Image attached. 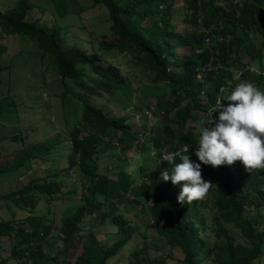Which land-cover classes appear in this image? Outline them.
Masks as SVG:
<instances>
[{
  "label": "trees",
  "instance_id": "trees-1",
  "mask_svg": "<svg viewBox=\"0 0 264 264\" xmlns=\"http://www.w3.org/2000/svg\"><path fill=\"white\" fill-rule=\"evenodd\" d=\"M173 1L93 0L96 6L108 10L111 21V35H102L96 43L99 53L143 54L136 58L145 64L154 84L141 93L132 90L131 77L121 74L119 67L103 66L98 53L66 49L64 38L57 30H48L29 21L33 7L28 0H18L13 8L0 12V34H3L0 42L5 35L10 40L36 41L43 51L42 58L48 57L62 80L64 104L70 100V81L73 89L84 90L100 99L106 94L121 93L135 110L139 109L136 101L139 97L143 98L142 104L148 110L153 108L151 99L156 98L154 109L158 110L157 113L152 109L155 123L149 133L146 126L144 130H138L128 123L127 117H112L109 111L91 103L78 112V119L68 128V169L61 172L68 173L76 168L84 180L83 186L64 191L63 184L55 179L33 178L28 186L5 197L17 207L34 213L40 197L47 196L50 203H55L72 194L77 199L76 211L62 219L60 227L49 224L45 216L32 214L24 218L19 227L4 221L0 225V236L14 233L17 238L12 259L28 264H109L135 231L142 238H148V228L161 235L171 248L181 251L183 264H203L212 257L214 264H259L264 257V224L256 227L246 213L251 203L246 180L250 176L264 179V169L249 173L240 161L219 168L201 164L203 178L211 181L213 186L203 200L184 205L177 202L179 186L160 179L161 171L171 168L162 159L164 152H179L187 147L189 151L184 154L190 153L194 162L200 163L195 155L200 134L196 124L211 116L218 122L220 112L209 111L218 96L222 98L229 94L242 82H251L258 89H264L261 62L264 56V0H234L236 4L227 0H186L192 15L184 22L193 25L187 36H178L174 28H169ZM149 15L154 17L151 22H147ZM179 48L188 52L180 54ZM8 52L9 48L0 44V61ZM247 58L249 61L244 62ZM256 61L258 71L254 68ZM3 70L0 68V73ZM88 71L98 79L96 91L88 87ZM221 88H225V93L220 92ZM4 102H0V112L6 110ZM229 103L223 101L225 107ZM201 113L203 119L199 117ZM63 149L64 145L59 150ZM132 151L139 153L137 159L142 161L140 179L132 178L126 170L121 171L124 166L120 159L126 162ZM35 152L27 151L12 165H0V174L24 167L34 158ZM107 159L117 160L112 163L114 168ZM149 162L153 164L150 167L147 166ZM176 162H180L179 158ZM235 171L247 175L240 176L244 184L235 182ZM61 178L64 182L65 178ZM259 198L260 206H264L261 191ZM123 205L141 206L140 213L148 214L150 222L145 226L142 223L133 226L121 213ZM205 208L214 215L210 230L216 239L213 244L203 239L208 226L203 214ZM108 219L119 227V238L111 246H105L97 235ZM227 226L239 230L251 245H235ZM55 237L62 243L59 250L51 249V240ZM142 251L133 253L130 264H163L144 256ZM9 262L11 260L6 259L0 264Z\"/></svg>",
  "mask_w": 264,
  "mask_h": 264
},
{
  "label": "rangeland",
  "instance_id": "rangeland-1",
  "mask_svg": "<svg viewBox=\"0 0 264 264\" xmlns=\"http://www.w3.org/2000/svg\"><path fill=\"white\" fill-rule=\"evenodd\" d=\"M185 1L174 0L172 5L173 18L169 28H174L178 36H187L193 28L190 22H184L192 15ZM227 1L236 4L234 0ZM17 2L18 0H0V12L4 13L13 8ZM28 2L33 7L28 20L37 22L48 30H57L59 35L64 38L66 49L78 48L90 54L98 53L101 55L103 66L119 67L121 74L131 77L132 90H136L137 93H141L154 84L153 77L147 71L145 64L136 58L143 54L137 52L119 53L118 51H112L106 55L103 52L99 53L96 43L99 42L102 35L108 37L111 35L109 12L103 6H96L93 0H28ZM153 18L152 15H149L147 22H151ZM252 39L254 40L255 37ZM0 44L9 48V52L5 53L0 61V68L4 69L0 73V102L5 101L4 105L6 106L5 112H0V165H12L27 151H36L34 158H31L24 167L0 174V225L4 221H10L19 227L21 221L32 214L36 217L45 216L49 224L60 227L62 219L72 216L76 211L78 204L75 203L77 199L74 195H67L55 203H50L47 196L43 199L40 197V202L34 213L17 207L5 197L28 186L33 178L42 177L55 179L62 183L64 191L80 189L84 180L76 168L68 173L67 171L61 172L63 169H68L67 149L70 142L68 128L70 124L74 125L78 119V112H82L83 107L91 103L94 106L103 107L110 112L112 117H127L128 123L138 130H144L146 126L147 133H149L155 123L152 109L158 113V110L154 109L156 98L151 99L153 108L148 110L142 104L143 98L139 97L136 100L139 102V109L135 110L132 108V103L121 93L112 96L106 94L103 99H100L97 96H90L84 90L73 89L69 81L70 100L68 104H64L62 101L64 94L62 80L55 68L48 62V57L46 60L42 58L43 51L39 49L36 41L25 38L19 41L17 39L10 40L5 35ZM206 44H208L207 41ZM177 52L182 54L188 51L179 48ZM247 61H249L248 58L244 60V62ZM261 62L264 64V56ZM258 65L256 61L254 68L257 71ZM87 74L90 77L88 87L95 91L98 90L95 87L98 79L90 71ZM259 90L264 91L263 88H259ZM9 95L11 98H8ZM199 117L203 119L204 114L201 113ZM61 144L64 145L62 151L59 150ZM105 157L108 155L106 154ZM138 157L139 153L132 151L128 153L126 162L120 159V164L124 166L121 171L126 170L134 179L141 178L142 161L140 162ZM107 161L113 168L112 163L117 162L115 159H107ZM152 165L150 162L147 164L149 167ZM60 176L65 178L64 182H61ZM240 176L247 175L242 171H235L234 180L237 184H244ZM263 180V178L254 176H250L246 180L249 182L247 189L250 191L249 201L251 202L246 213L256 227L264 224V206H260L259 198V192L264 193ZM120 210L133 226L136 223H142L145 226L150 222L148 214L140 213L141 206L123 205ZM203 214L208 224L203 239L213 244L216 239L210 230L213 227L214 215L209 208H205ZM148 229V231L143 229L148 232V238H142L141 234L135 231L127 245L110 260L109 264H130L133 262V253L139 250H143L141 253L144 256H150L163 264H183L184 255L181 251L178 248H171L161 235L152 228ZM227 231L235 245H251L239 230L227 226ZM97 235L105 246H111L119 238V227L112 223L111 219H108ZM16 242L17 238L14 233L0 236V263L10 259L11 262L7 264H28L11 258L12 248ZM51 242L52 250L60 249L62 243L58 237L53 238ZM214 262L215 259L212 257L204 261L203 264H214ZM259 264H264V257Z\"/></svg>",
  "mask_w": 264,
  "mask_h": 264
},
{
  "label": "clouds",
  "instance_id": "clouds-1",
  "mask_svg": "<svg viewBox=\"0 0 264 264\" xmlns=\"http://www.w3.org/2000/svg\"><path fill=\"white\" fill-rule=\"evenodd\" d=\"M225 91L220 89L222 94ZM225 100L230 102L226 107ZM209 111H219L220 115L218 122L211 116L196 124L200 134L195 155L200 163L180 152H169L162 158L171 168L161 171L160 179L179 186L177 202L180 205L203 200L213 186L203 178L201 164L219 168L240 161L246 172L264 169V91L251 82L239 83L229 94L218 96ZM212 124L215 126L210 127Z\"/></svg>",
  "mask_w": 264,
  "mask_h": 264
},
{
  "label": "built area",
  "instance_id": "built-area-1",
  "mask_svg": "<svg viewBox=\"0 0 264 264\" xmlns=\"http://www.w3.org/2000/svg\"><path fill=\"white\" fill-rule=\"evenodd\" d=\"M187 151H189V149H188L187 147H184V148L182 149V151H179V152H180L181 154H184V153L187 152ZM166 154H167V153L164 152V155H166ZM164 155H163V156H164ZM188 155H189V158L194 162V160H193L191 154L189 153Z\"/></svg>",
  "mask_w": 264,
  "mask_h": 264
}]
</instances>
